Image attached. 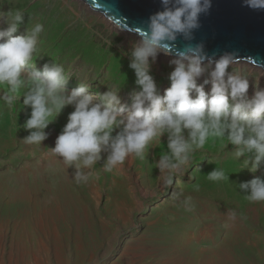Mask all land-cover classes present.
I'll use <instances>...</instances> for the list:
<instances>
[{
    "label": "rangeland",
    "instance_id": "obj_1",
    "mask_svg": "<svg viewBox=\"0 0 264 264\" xmlns=\"http://www.w3.org/2000/svg\"><path fill=\"white\" fill-rule=\"evenodd\" d=\"M64 3L0 0V14L24 12L13 35L37 19L44 25L31 61L37 70L59 63L72 76L69 90L78 82L89 84L91 93L119 88L122 104L129 105L139 91L128 56L136 39L81 3L74 12L67 6L72 1ZM171 60L151 63L161 94L170 86ZM232 67L253 77L249 98L255 85L264 88L262 71ZM4 88L0 85V92ZM22 103L21 98L7 106L0 100V264H157L151 257L155 247L170 248L183 264H264V202H249L238 187L253 176L264 177V167L256 173L243 170L244 158L234 156V146L224 147L226 140L209 138L169 186L156 167L167 151L166 137L150 144L143 160L129 155L111 172L103 161L85 169L89 180L78 184L74 169L50 151L73 108L66 107L45 129L42 146L27 145L23 124L30 109ZM214 168L229 179L208 180Z\"/></svg>",
    "mask_w": 264,
    "mask_h": 264
},
{
    "label": "clouds",
    "instance_id": "obj_2",
    "mask_svg": "<svg viewBox=\"0 0 264 264\" xmlns=\"http://www.w3.org/2000/svg\"><path fill=\"white\" fill-rule=\"evenodd\" d=\"M160 3L161 10L144 22L145 34L129 50V68L139 87L129 105L122 104L119 88L91 93L89 84L78 82L69 90L72 76L59 63L51 61L37 70L31 61L44 25L37 19L13 35L24 22V12L9 9L0 14V85L5 86L0 100L11 106L22 98L24 108L30 109L23 124L28 135L22 141L27 145L42 146L48 138L45 129L66 107L73 108L50 151L74 169L78 184L87 183L91 172L84 170L101 161L104 170L111 172L129 155L145 159L149 145L162 137H166L167 151L156 167L164 174L165 186L173 183L178 170L190 166L195 151L209 138L226 140V148L234 146V156L244 158L243 170L256 173L264 167V88L255 85L249 98L253 77L232 67L234 53L210 54L204 41L195 40L200 18L209 13L212 0ZM242 6L264 11V0H242ZM165 47H175L176 54L170 61V86L161 94L151 63ZM206 85H210L208 91ZM226 178L223 169L207 174L210 181ZM238 187L249 202H264V177L253 176Z\"/></svg>",
    "mask_w": 264,
    "mask_h": 264
},
{
    "label": "water",
    "instance_id": "obj_3",
    "mask_svg": "<svg viewBox=\"0 0 264 264\" xmlns=\"http://www.w3.org/2000/svg\"><path fill=\"white\" fill-rule=\"evenodd\" d=\"M96 14L105 17L118 30L137 38L143 36V24L161 10L160 0H79ZM196 41H204L206 51L233 52L235 63H246L264 72V11L242 6V0H212L207 15L200 18ZM182 44V42H180ZM174 57L175 47L161 52Z\"/></svg>",
    "mask_w": 264,
    "mask_h": 264
},
{
    "label": "bare ground",
    "instance_id": "obj_4",
    "mask_svg": "<svg viewBox=\"0 0 264 264\" xmlns=\"http://www.w3.org/2000/svg\"><path fill=\"white\" fill-rule=\"evenodd\" d=\"M65 3L64 4H67L66 2H70V1H72V3L74 4V5H70V4H67V6L74 12L75 10H77L78 11V9L80 8V1L79 0H63ZM81 5H83V6H85L84 4H82L81 3ZM66 6V5H65ZM87 9H88V11L90 12V13H93L94 15H97V16H99V17H101L102 19H104L109 25H111L113 28H115L117 31H119V32H122V31H120V30H118V28H116L115 27V25H113V23H110L108 20H106L105 19V17H103V16H101L100 14H96L95 12H93L91 9H89L87 6H85ZM67 8V7H66ZM76 13V12H75ZM78 14V13H77ZM123 34H126L127 36H129L130 38H135L136 40H138L139 38H137V36H134V35H132V34H130V33H126V32H123ZM159 57H161V58H170V59H173L174 57H168V56H166V55H164V54H161V53H159L158 55H157V57L156 58H159ZM158 60V59H157ZM235 65H249V64H246V63H239V64H233L232 66H235ZM249 66H251L253 69H258V68H256V67H254V66H252V65H249ZM258 70H260V69H258ZM261 71V70H260ZM263 72V71H262ZM264 73V72H263ZM89 218H87V221H86V223H88L89 224ZM2 224L3 223H1V220H0V226H2ZM53 224V223H52ZM51 224V225H52ZM76 227H78V223H76ZM54 226L55 225H52V227H50V228H53L54 229ZM171 249L170 248H168V247H164V248H161V247H159V248H157V247H155L154 248V251L151 253V257H153V259L155 260V262L157 263V264H183V263H179V262H177L176 261V259L174 258L173 259V253L170 251ZM173 259V260H172ZM172 260V261H171Z\"/></svg>",
    "mask_w": 264,
    "mask_h": 264
}]
</instances>
